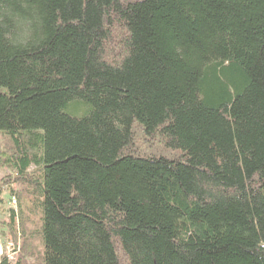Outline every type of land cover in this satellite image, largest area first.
<instances>
[{
  "label": "trees",
  "instance_id": "16d2710c",
  "mask_svg": "<svg viewBox=\"0 0 264 264\" xmlns=\"http://www.w3.org/2000/svg\"><path fill=\"white\" fill-rule=\"evenodd\" d=\"M0 132V264H264V0H0Z\"/></svg>",
  "mask_w": 264,
  "mask_h": 264
},
{
  "label": "rangeland",
  "instance_id": "374dc122",
  "mask_svg": "<svg viewBox=\"0 0 264 264\" xmlns=\"http://www.w3.org/2000/svg\"><path fill=\"white\" fill-rule=\"evenodd\" d=\"M4 137V133L0 132V142L5 141ZM8 175H12V172L7 171L6 169H0V181ZM5 184L6 182H0V188L2 189L0 192V197L2 199L0 202V221L11 222L10 210L14 209L15 211H19V207L18 203L12 204V194L9 193L10 187ZM11 185V188L15 189L16 191L18 188H20L16 183H12ZM13 228V231H9L7 228L0 227V257H2L4 254H7L11 259H16L18 256L19 248L22 245V240L17 217ZM3 230L5 232H3ZM35 242L37 243L36 239Z\"/></svg>",
  "mask_w": 264,
  "mask_h": 264
},
{
  "label": "built area",
  "instance_id": "2783aa9c",
  "mask_svg": "<svg viewBox=\"0 0 264 264\" xmlns=\"http://www.w3.org/2000/svg\"><path fill=\"white\" fill-rule=\"evenodd\" d=\"M12 204H16V200L14 197L12 198Z\"/></svg>",
  "mask_w": 264,
  "mask_h": 264
}]
</instances>
